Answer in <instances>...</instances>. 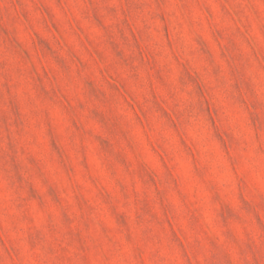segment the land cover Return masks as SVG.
Returning <instances> with one entry per match:
<instances>
[{
    "label": "rangeland",
    "instance_id": "obj_1",
    "mask_svg": "<svg viewBox=\"0 0 264 264\" xmlns=\"http://www.w3.org/2000/svg\"><path fill=\"white\" fill-rule=\"evenodd\" d=\"M0 264H264V0H0Z\"/></svg>",
    "mask_w": 264,
    "mask_h": 264
}]
</instances>
